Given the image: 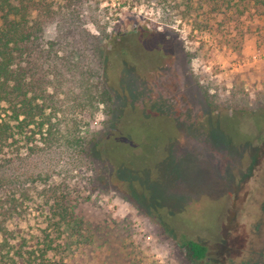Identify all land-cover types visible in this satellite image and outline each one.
<instances>
[{
    "label": "trees",
    "instance_id": "1",
    "mask_svg": "<svg viewBox=\"0 0 264 264\" xmlns=\"http://www.w3.org/2000/svg\"><path fill=\"white\" fill-rule=\"evenodd\" d=\"M227 1L258 11L264 33V0ZM110 16L99 0H0V264H66L83 244L69 173L93 191L132 194L145 213L165 212V200L154 208L147 201L154 156L169 162L161 187L168 190L189 160H218L205 116L220 115L227 127L245 115L264 130V93L220 98L192 73L191 54L167 27L114 31ZM99 108L101 129L92 130ZM196 179L182 175L180 183ZM32 210L36 226L24 231L18 223ZM178 244L190 262L205 258L201 244Z\"/></svg>",
    "mask_w": 264,
    "mask_h": 264
},
{
    "label": "rangeland",
    "instance_id": "2",
    "mask_svg": "<svg viewBox=\"0 0 264 264\" xmlns=\"http://www.w3.org/2000/svg\"><path fill=\"white\" fill-rule=\"evenodd\" d=\"M99 1L111 13L114 31L167 27L191 54L192 73L220 98L243 95L245 100L246 94L254 99L264 93V33L258 11L227 0L218 5L165 0L160 7ZM161 15L167 24L161 23ZM99 110L88 122L92 130L101 129ZM221 118L203 119L208 137L218 143L214 163L205 157L189 160L167 190L161 187L171 175L169 162H158L155 156L149 161L147 201L154 208L156 199L165 200V212H141L130 203L132 194L126 200L112 190L93 191L75 171L69 173L68 199L83 223L85 241L67 255L66 264H264V130L257 131L245 115L227 127L221 126ZM243 136L251 138L249 146ZM182 175L196 177V182L183 185ZM34 218L33 210L27 211L18 227L34 230ZM186 240L205 247L203 260L185 258L178 243Z\"/></svg>",
    "mask_w": 264,
    "mask_h": 264
}]
</instances>
